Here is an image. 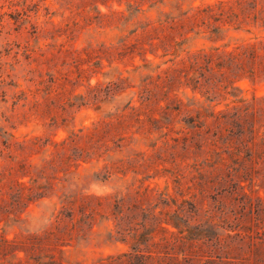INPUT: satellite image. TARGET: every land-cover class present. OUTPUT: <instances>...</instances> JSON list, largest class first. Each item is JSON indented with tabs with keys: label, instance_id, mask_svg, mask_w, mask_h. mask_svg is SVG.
<instances>
[{
	"label": "rangeland",
	"instance_id": "374dc122",
	"mask_svg": "<svg viewBox=\"0 0 264 264\" xmlns=\"http://www.w3.org/2000/svg\"><path fill=\"white\" fill-rule=\"evenodd\" d=\"M216 1L163 0L152 7L145 3L124 25L102 21L96 12L116 10L126 17L124 2L104 6L94 0H0V178L11 173V181L33 187L31 201L9 215L14 189L5 182L0 237L12 240L57 228L65 233L57 256L63 264H94L125 253L137 255L132 264H264V170L240 190L231 169L213 166L216 157L209 153L211 137L203 134L205 126L197 132L188 124L198 114L233 113L264 97V79H243L236 91L220 96L181 83L166 96L159 95L154 121L114 130L100 148L87 144V153L75 146L96 126L113 122L131 106L138 108L140 81L171 67L175 56L176 62L198 51H231L264 39V26H224L216 36L203 30L182 36L175 56H163L161 50L150 54L146 47L144 56L115 60L121 40L136 26ZM90 51L92 59L85 56ZM78 57L83 59L79 65L74 63ZM144 58L150 62L148 70ZM78 69L85 70L80 77ZM56 72L68 75L65 90L47 94ZM109 83L114 85L107 92ZM173 104L180 105L179 112H171ZM255 129L257 141L264 142V122ZM63 142L64 150L57 149ZM91 147L98 148L94 155ZM63 154L70 159L60 162ZM53 157H60L56 167L43 170ZM113 163L119 169L106 177ZM71 195H108L106 205L113 212L112 200L124 197V227L146 225V230H138L144 234L140 252L131 249L137 247L134 232L118 233L116 221L105 220V215L79 221L76 212L74 222L56 223L61 202ZM167 221L184 232L166 226Z\"/></svg>",
	"mask_w": 264,
	"mask_h": 264
},
{
	"label": "trees",
	"instance_id": "16d2710c",
	"mask_svg": "<svg viewBox=\"0 0 264 264\" xmlns=\"http://www.w3.org/2000/svg\"><path fill=\"white\" fill-rule=\"evenodd\" d=\"M162 1L94 0V3H101L106 6L107 3L120 5L124 2L127 6L126 17L122 11L109 10L106 14L96 9V12L102 21L111 24L123 21L124 25H127L137 17L142 5L149 3V7H152ZM224 26L233 27L234 29L263 27L264 0H218L213 4L196 8L190 12H179L177 16L164 15V19L158 20L157 23L147 22L136 26L125 39L121 40L118 51L114 52L115 60L121 63L132 59L135 54L144 56L146 47H150V54L161 50L164 53L163 56H175L176 50L182 45V42H178L182 36L201 30L216 36ZM92 54L93 52L90 51L85 53V56L92 59ZM177 57L175 56L170 61L172 66L165 71L157 74H147L143 77L139 85L141 103L138 108L131 106L128 113L116 116L113 122L105 126H96L91 132L77 140L75 143L76 149L81 154L87 153V144L93 143L94 146L97 145L100 148L106 144L107 140L105 139L114 130L128 129L132 124L143 126L144 122L154 121V115L159 110V103L161 102V99H158L159 95L166 96L175 86L181 83L191 87L192 91L203 88L205 94L220 96L236 91V83L243 79L252 82L264 79V39L236 47L231 51H219L218 48L209 51H198L186 59L175 62ZM82 60L81 57H78L74 63L79 65ZM143 63L145 70H148L150 62L144 58ZM84 71L78 69V77ZM67 78L66 73L56 72L47 94L55 93L59 95L60 91L65 90L64 86L65 81L68 80ZM113 85L114 83L108 84L106 87L107 92L111 90L110 88ZM95 90H92V92ZM96 92L100 93L99 90ZM96 96L97 93L93 96L94 99ZM165 109L168 110L169 107ZM170 109L171 112H179L180 105L176 104ZM200 118H203L202 122H199ZM208 119L211 120L210 123H207ZM259 121L264 122V97L253 99L233 113L211 112L210 115L201 117L198 114L194 118L190 117L188 119V124H193V128L197 132H200L201 128L205 126L203 134L211 137V139L206 138L209 139L207 144L209 153L216 157L213 166L231 169L237 175V184L242 191L245 190L244 183L250 181L251 184L254 176L258 175L260 170H264V142L257 141L259 131L255 129V124ZM64 144L63 142L58 145L57 149L60 146L61 150H64ZM98 148H90L93 149L92 155L97 152ZM57 158H51L47 165L43 166V170H46V166L56 167ZM65 159L69 160L70 158H65V154H63L60 162L65 161ZM118 169L116 163H113L112 167L107 168L106 177H109L114 170ZM5 182L12 183L11 188L14 189L12 198L15 204L9 212V215H14L20 205L31 201L33 196H30V194L33 192V187L27 188L22 182L11 181V173H9L8 178L5 176L0 178V192L5 187ZM40 189V187L35 188L36 191ZM25 191H28V195H25ZM108 200H111L108 195L103 197L67 196L61 202V211L56 216L55 222L60 224L67 219L72 223L75 221L77 214L81 217L79 221L93 220L96 216L105 215V220L112 219L116 221L118 233L128 232L130 234V232H134V245H137V247L131 249L138 254L140 252L138 247L141 246L140 239L144 235L143 233L139 234L138 230H146V225L137 223L135 226L138 228H125L126 216L123 215L122 209L125 198L112 200L113 204L111 206L115 209L114 212L110 211V206L106 205ZM60 216H63V218ZM165 225L179 230V225L172 221L165 222ZM159 231L166 234L168 228L160 227ZM183 232V230H179L180 234ZM64 236L65 233L51 227L42 234L25 235L12 240L0 237V264H63L57 256L60 253L58 243L63 240ZM136 256L125 253L117 257L99 260L94 264H132V261L137 258ZM151 256L152 254L148 252L146 257L149 259Z\"/></svg>",
	"mask_w": 264,
	"mask_h": 264
}]
</instances>
